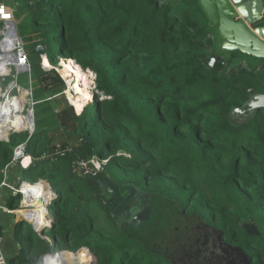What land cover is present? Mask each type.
<instances>
[{
    "label": "trees",
    "instance_id": "obj_1",
    "mask_svg": "<svg viewBox=\"0 0 264 264\" xmlns=\"http://www.w3.org/2000/svg\"><path fill=\"white\" fill-rule=\"evenodd\" d=\"M18 2L32 70L18 77L21 85L37 83L36 130L0 141V185L9 178L5 170L15 147L26 142L34 161L28 169L19 166L23 177L46 180L59 193L51 204L55 223L42 233L30 226L22 258L43 264L56 246L67 250L72 264H191L182 244L205 222L264 264V110L242 123L230 117L249 86L264 92V65L247 66L241 52L220 49L198 0ZM40 45L53 64L70 59L63 70L79 66L97 74L95 100L81 113L69 103L60 74L42 67ZM212 55L227 62L224 70L204 65ZM83 74L89 97V75ZM58 131L64 145L82 143L65 156L42 159L53 154ZM94 155L109 158L106 170L77 180L74 159ZM103 177L124 194L136 189L116 216L117 202L98 183ZM138 200L154 211L131 225ZM19 201L11 200V209ZM245 222L256 223L261 235L248 234Z\"/></svg>",
    "mask_w": 264,
    "mask_h": 264
},
{
    "label": "water",
    "instance_id": "obj_2",
    "mask_svg": "<svg viewBox=\"0 0 264 264\" xmlns=\"http://www.w3.org/2000/svg\"><path fill=\"white\" fill-rule=\"evenodd\" d=\"M198 5L208 25L215 31L220 49L229 52L239 51L255 59L257 66L264 65V0H198ZM204 65L222 71L228 64L212 55L205 60ZM18 71L21 73L24 69L18 68ZM247 90L248 97L244 103L234 107L230 112V117L235 122L242 123L258 111L264 110V92L252 86ZM98 183L110 195L108 200L117 202L112 212L113 216H116L136 194L133 187H130L127 194L122 193L120 188L106 177L98 178ZM153 211L154 206L147 203L143 209L134 213L129 223L135 225L146 221ZM241 225L248 234L261 235L256 223L245 222ZM220 231L223 236L225 231L223 229ZM222 243L220 249L227 255L229 264H257L252 263L253 258L241 245L226 241ZM65 251L67 250H63Z\"/></svg>",
    "mask_w": 264,
    "mask_h": 264
},
{
    "label": "built area",
    "instance_id": "obj_3",
    "mask_svg": "<svg viewBox=\"0 0 264 264\" xmlns=\"http://www.w3.org/2000/svg\"><path fill=\"white\" fill-rule=\"evenodd\" d=\"M0 16L5 21H10L12 19V13L6 8V4L3 0H0ZM18 49L21 55L20 67H22L24 71L19 73L18 66L12 65L10 69V73L5 74V76L14 75L15 76L14 81L12 82L9 81L10 83L8 84L6 77L0 78V97H1L0 106L6 102H10V104L12 105V100H14L15 98L19 96H22V90H25V89L21 85L18 84V81H19L18 75L22 73L31 74L32 72L27 50L23 47V45L22 46L19 45ZM37 51L41 53L42 60H43L42 67L46 71H49L55 68L53 65H51L48 59L47 53L45 52V48L42 45L38 46ZM13 68L15 69L14 73H13ZM58 71L60 73L62 72L59 69ZM83 71L87 72L89 75V78L91 81V87L89 90L91 91L92 95L95 97V92L97 91L96 89L97 74L89 68L83 69ZM2 75L3 74H0V77ZM61 75L64 78L62 73ZM64 80L66 84L65 93L67 94L66 96H68V98L70 99L69 92L74 93L76 91L65 78ZM15 90H17L16 93H15ZM26 91L31 96V106H32L28 110L27 114L25 113V109L23 111V115L27 117L28 124L23 125L20 128L16 126H12L10 127L9 131H7L5 135L0 133V141H8L9 136L14 132H28V135L30 137L34 134L36 130L34 106L37 103V101H35L34 99L32 89H29ZM17 93H20V95H17ZM105 97L107 96H104V95L101 96L102 99ZM49 99H51V97H49ZM94 100H95L94 98L91 99L92 102H94ZM0 125H1V122H0ZM81 143H82V139L79 140L78 144H81ZM78 144L70 143V142L65 145L62 142L55 144V148L53 149V154L46 153L42 156V159H49L53 157V155L65 156L71 152H74ZM26 145H27L26 142H22L18 146L15 147L12 162L6 166V170H5L6 176H8V171L11 167L20 166L22 169H28L33 164L34 157L27 151ZM108 162H109V158H100L99 156L94 155L89 159L78 157L74 159V161L72 162V166H73V171L76 173H79V174H82L88 177H97L106 170V166ZM41 183L47 184L50 190H42V189L33 190V188L37 187ZM3 188H8L14 195L20 197L19 205L16 209L5 207V210H7L10 213L26 212L30 216V218H24L22 216L20 217L26 219L29 223H31V225L35 228L36 231H38L39 233H42L46 231L47 229H49L55 223V216L54 214L51 213V204L53 200L59 197V193L53 190L51 186L46 182V180L40 179L38 181L31 182L25 178H21L18 183L13 184V183H10L7 178H5L0 185V195L2 193ZM48 193L50 195H48ZM48 239L49 241L51 240L49 237ZM58 252L63 253V250L45 254L43 257V264H50L49 257L51 256V253H55L57 255L61 254ZM0 264H9L8 258L4 251L3 238L1 234H0Z\"/></svg>",
    "mask_w": 264,
    "mask_h": 264
},
{
    "label": "rangeland",
    "instance_id": "obj_4",
    "mask_svg": "<svg viewBox=\"0 0 264 264\" xmlns=\"http://www.w3.org/2000/svg\"><path fill=\"white\" fill-rule=\"evenodd\" d=\"M4 2H5V4H6V8L12 13V19L8 22V21H5V20H3L2 18H1V16H0V40H2V39H4L5 37H6V35H7V33L8 32H10V31H8V29H7V23H9V24H12L11 22H14L15 23V25H16V31L18 32V34H15L16 32L14 31V36H15V38L18 40V44H20V46H22L23 45V47L26 49V45H27V42H26V40L23 38V37H21V36H24V34H29V32L27 31V29L25 28V26H19L20 25V23L22 22V21H25L26 20V15H24V14H22L21 15V17H18L16 14H17V11H18V9L20 8V2H18V0H16V1H14V3L13 2H8L7 0H3ZM211 30V29H210ZM6 33V34H5ZM211 34H212V36L216 39V33H215V31H213V30H211ZM27 50V49H26ZM245 55V54H244ZM241 58H243V57H241ZM244 58H247V59H249L250 60V62H248V65L247 66H249L251 63H255V59H253V58H251V56H248V55H245L244 56ZM69 60L70 59H65V58H61L60 60H59V62L58 63H56V64H53V63H51V65H53L55 68H53V69H51V70H49L51 73L54 71L55 73H59L60 74V77L64 80V78L62 77V75H61V73L63 74V72H59L58 71V69L59 70H63L64 69V64H63V62H69ZM43 61V60H42ZM46 63H47V61H46ZM9 73H10V69H11V66H9ZM84 69V68H83ZM48 71V72H49ZM65 71H70V70H65ZM15 72V69L13 68V73ZM12 73V74H13ZM73 75H75V74H73ZM2 77H6V79H8V78H11L10 79V82H12V81H14V75L13 76H5V74H3L0 78H2ZM83 78V77H82ZM22 79H26L25 78V76H23L22 77ZM67 79V78H66ZM65 81V80H64ZM10 82H8V84L10 83ZM85 82H87V84L89 85V87H91V81H90V78H89V80H86ZM84 82V83H85ZM25 84H23V85H21L20 83H19V81H18V84L19 85H21L25 90H22V96H19L21 99H23V101H24V103L26 102V104H25V113L27 114L28 113V110L32 107L31 106V96L27 93V91L26 90H29V89H32L33 90V95H35L36 94V92H37V83H32V81H25L24 82ZM28 84V85H27ZM33 84V85H32ZM71 85H73V84H71ZM31 86V87H30ZM83 86H85V84H83ZM30 87V88H29ZM65 91H66V89H65ZM65 91H64V93H65ZM76 91V90H75ZM91 92V91H90ZM72 94V93H71ZM75 96H76V98L78 99V101H79V106H80V108L78 109V108H76V106L73 104V100L71 99V97H70V99H71V101H70V99L68 98V96H66L67 97V99H68V101H69V103H71V104H73V106H74V108H75V111H77V113H81L82 112V110L89 104V103H91L92 101H91V99L92 98H94L95 99V97L93 96V95H90L89 97H88V93L85 95V96H81L82 94L80 93V92H78V91H76V92H74L73 93ZM92 94V93H91ZM17 95H20V93H17ZM44 95H47V93H45L44 92ZM65 95H67L66 93H65ZM69 96H70V92H69ZM88 97V98H87ZM1 98V97H0ZM0 107H2V106H0ZM17 111H19V109L17 110ZM17 111H16V113H17ZM19 113V112H18ZM17 113V114H18ZM16 118H17V116H16ZM17 120H18V122H20V120L17 118ZM24 120V119H23ZM24 125V124H23ZM22 125V126H23ZM21 127V125L19 126V128ZM56 143V144H58V143H60V142H62V140H60L59 139V135L58 134H55V136H54V141H53V143ZM109 175H110V177H112V178H115V170H113V169H111V170H109L108 172H107ZM10 172H9V177H10ZM23 174H24V171L23 170H19L18 172H17V174H16V176H20V177H22V178H24L23 177ZM11 177H12V174H11ZM76 178H77V180H80V181H83V180H85L87 177L86 176H84V175H82V174H77L76 175ZM27 179L29 180V181H32L33 180V177L32 176H27ZM51 184V183H50ZM51 186H52V188H53V190H56L54 187H53V185L51 184ZM51 213L53 214V211H52V208H51ZM19 225H18V233H17V245H16V247H17V250H18V254L20 255V254H25V251H26V249H25V247H24V244H23V239L25 240V238H24V236H26L28 233H29V230H30V226H31V223H29V222H24L23 224H21V223H18ZM22 226V227H21ZM22 228V229H21ZM46 233H48V231L46 232ZM8 235V234H7ZM9 240H10V235H8L7 237H6V240H5V243H4V245L5 246H8V242H9ZM263 243V242H262ZM9 247V246H8ZM56 251H60V248H57L56 246H53L52 247V252H56ZM72 264V262L71 261H68L67 262V264ZM93 264H98L97 263V259H95V262L93 263Z\"/></svg>",
    "mask_w": 264,
    "mask_h": 264
},
{
    "label": "bare ground",
    "instance_id": "obj_5",
    "mask_svg": "<svg viewBox=\"0 0 264 264\" xmlns=\"http://www.w3.org/2000/svg\"><path fill=\"white\" fill-rule=\"evenodd\" d=\"M9 23H7V29L10 32L7 33L4 39L0 40V74L4 72V65L6 64H10L11 66L12 65L18 66L19 69L22 68L20 67L21 55L18 49L20 44H18V40L14 36V31L16 32L15 34H18V32L16 31L17 28L14 22H11L12 24H9ZM62 72H63L64 78L65 79L67 78L66 80L70 84H74L72 85V87L76 91L80 92L82 94L81 96H85L88 93V88L86 86H83L82 77H84V74H83L81 67L78 66V67L71 68L70 71L62 70ZM14 79H15V76H14ZM70 97L73 100V104L76 106V108L79 109L80 104L76 96L73 93L71 94L70 92ZM22 105L25 107V103L23 99L12 100V105L10 104V102H6L1 105L2 107L0 109V122H1L0 133L5 135L7 130L13 124L16 125L20 123L21 126L23 124L24 125L28 124L27 117H25V115L21 114L17 116L20 122H18L16 118V114H17L16 111L19 109V112H20ZM41 184H44V186L46 187V188L41 187L42 190H50L47 184L45 183H41ZM33 190L35 189L33 188ZM48 195L50 194L48 193ZM65 258L67 257L64 256L63 253L56 255V256L51 255L49 257V262L50 264H67L68 260H66Z\"/></svg>",
    "mask_w": 264,
    "mask_h": 264
},
{
    "label": "flooded vegetation",
    "instance_id": "obj_6",
    "mask_svg": "<svg viewBox=\"0 0 264 264\" xmlns=\"http://www.w3.org/2000/svg\"><path fill=\"white\" fill-rule=\"evenodd\" d=\"M133 204L134 207H132ZM132 205L129 204L128 208L141 210L146 203H141L138 200L137 203L134 202ZM201 223L202 225L198 227L195 238H189L188 242L182 244L191 264H229L227 255L220 249L223 244L222 241L230 242L225 237V233L222 236L220 228L210 226L205 222ZM191 239H194L193 243H190ZM252 263L260 264L255 259H252Z\"/></svg>",
    "mask_w": 264,
    "mask_h": 264
},
{
    "label": "crops",
    "instance_id": "obj_7",
    "mask_svg": "<svg viewBox=\"0 0 264 264\" xmlns=\"http://www.w3.org/2000/svg\"><path fill=\"white\" fill-rule=\"evenodd\" d=\"M245 60L248 61L247 58H245ZM247 61H246V63H247ZM21 110H22V108H21ZM18 112L19 111H17V113ZM13 125H15V124H13ZM57 134L59 135L60 140L63 141L64 139H66V137L63 135L62 131H58ZM54 144H56V143H54ZM19 170H20L19 166L18 167H11L9 169L8 175H9V172L12 174V177L10 174V177H9L10 179L8 178V181L10 183L16 184L22 178L20 176H16V174ZM51 188H52V186H51ZM34 189L37 190L38 188L35 187ZM16 197H18V196L14 195L10 190H5V189L2 190V193L0 195V234L3 238V245L5 243L6 237L8 235H10V240L8 242L9 247L4 245V251H5V254L8 258L9 264H29L26 260H24L22 258L23 254H20V255L18 254V250L16 247V245H17L16 242L18 239L17 233L19 231L18 230V225H19L18 223L22 224V223L28 222V221L26 219L20 217L22 215L21 214L22 212L10 213L7 210H5V207L12 208L10 206V202H11V200L14 201V199H16Z\"/></svg>",
    "mask_w": 264,
    "mask_h": 264
}]
</instances>
